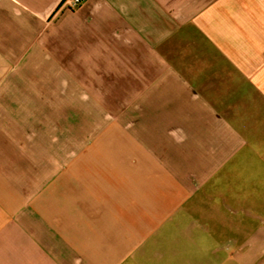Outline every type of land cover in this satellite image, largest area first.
<instances>
[{
    "label": "crops",
    "instance_id": "crops-1",
    "mask_svg": "<svg viewBox=\"0 0 264 264\" xmlns=\"http://www.w3.org/2000/svg\"><path fill=\"white\" fill-rule=\"evenodd\" d=\"M0 0V264H264V0Z\"/></svg>",
    "mask_w": 264,
    "mask_h": 264
},
{
    "label": "built area",
    "instance_id": "built-area-1",
    "mask_svg": "<svg viewBox=\"0 0 264 264\" xmlns=\"http://www.w3.org/2000/svg\"><path fill=\"white\" fill-rule=\"evenodd\" d=\"M85 0H65L63 7L66 9H76Z\"/></svg>",
    "mask_w": 264,
    "mask_h": 264
}]
</instances>
